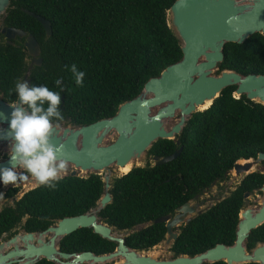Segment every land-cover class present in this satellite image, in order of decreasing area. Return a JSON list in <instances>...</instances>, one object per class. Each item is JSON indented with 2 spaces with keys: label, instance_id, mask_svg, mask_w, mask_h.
Masks as SVG:
<instances>
[{
  "label": "trees",
  "instance_id": "obj_1",
  "mask_svg": "<svg viewBox=\"0 0 264 264\" xmlns=\"http://www.w3.org/2000/svg\"><path fill=\"white\" fill-rule=\"evenodd\" d=\"M174 0H10L2 24L31 34L39 43L41 66L33 67L31 85L58 91L62 79L61 111L75 126L113 116L118 106L136 97L145 82L180 60V44L167 22ZM13 7V8H11ZM28 10L48 20L52 34L46 38L41 24ZM219 70L242 75H264V37L254 34L242 44L228 43ZM27 54L23 41L8 44L0 35V95L8 103L17 80L24 81ZM75 64L86 73L83 87L74 83L69 68ZM68 66V67H66ZM235 86L224 89L211 106L194 113L174 140H158L146 152L163 158L179 147L181 153L162 165L146 164L111 180V202L99 213L101 220L119 231H131L125 243L148 251L166 236L164 223L153 220L174 215L177 208L221 183L238 160L264 153V107L245 96L234 98ZM264 166V162L262 163ZM264 174L254 172L240 180L230 194L179 228L170 252L175 256L199 254L216 244L231 245L235 239L244 194H261ZM14 192V191H12ZM103 194L102 177L64 176L55 189L38 186L24 194L21 206L42 216V229L64 217L94 208ZM34 218V215L32 216ZM144 225L138 231L137 226ZM264 242V223L250 233L247 248ZM61 247L68 253L112 252L115 243L78 229L65 236ZM212 264H226L223 261ZM256 264V263H248Z\"/></svg>",
  "mask_w": 264,
  "mask_h": 264
},
{
  "label": "water",
  "instance_id": "obj_2",
  "mask_svg": "<svg viewBox=\"0 0 264 264\" xmlns=\"http://www.w3.org/2000/svg\"><path fill=\"white\" fill-rule=\"evenodd\" d=\"M9 8L10 0H0V35L10 45L14 40H24L23 46L29 58L24 81L30 85L32 68L42 63L40 45L31 34L3 26L2 19ZM22 11L41 24L46 38L51 36L48 20L28 10ZM167 22L180 44L182 56L179 61L167 66L159 76L148 79L141 92L133 99L121 103L111 117L83 126L73 125L68 118L55 122L51 142L61 148L57 153L58 158L68 163L69 171L64 176H101L103 194L96 206L88 212L57 220L54 225L39 233L37 243L41 245L31 249L35 259L26 264H32L40 256L55 264H212L220 261L226 264H264V242L257 243L252 249L247 248L250 233L264 223V184L259 189L261 197L258 206H244L239 212L233 243L216 244L193 256L171 254L170 257L161 258L155 247L164 242L170 249L179 235L177 229L180 226L187 225L216 204L201 209L203 202H196L200 195L195 196L193 203L189 201L177 208L174 215L163 216L150 223H164L167 232L165 239L148 251H138L127 246L125 238L131 231L116 230L99 217V213L112 200V169L139 161L158 140L175 139L179 145L176 138L191 116L204 111L199 108L207 102H210V107L224 89L235 86L234 98L245 96L247 100L264 107V75H242L232 70H219L226 44L240 45L254 34L264 37V0H174L167 11ZM10 104L0 98V135L9 130L12 112ZM112 137L114 139L107 143ZM0 147L9 150V141L0 139ZM181 150L182 147H179L169 156L151 158L153 165L174 160ZM263 162L264 153H258L255 159L238 160L225 176L232 174L234 178L243 176V179L254 173ZM10 166L9 158L0 161V168ZM33 183L34 180L30 178L25 184L31 187ZM38 186L35 183L34 187ZM28 190L25 188L22 193ZM249 196L250 193L244 194L245 202ZM78 229H91L93 234L115 243L114 250L101 255L90 251L61 252L58 248L60 240ZM48 234L51 235L50 241L45 245L43 240ZM33 235L28 234L27 237L32 239ZM150 253H156L157 257ZM0 264H8L7 257L1 254Z\"/></svg>",
  "mask_w": 264,
  "mask_h": 264
},
{
  "label": "clouds",
  "instance_id": "obj_3",
  "mask_svg": "<svg viewBox=\"0 0 264 264\" xmlns=\"http://www.w3.org/2000/svg\"><path fill=\"white\" fill-rule=\"evenodd\" d=\"M69 71L75 85L83 87L86 73L78 70L75 64ZM54 84L58 91L46 85L30 86L27 81L17 80L14 89L10 90V94L16 93V100L9 105L12 109L9 130L0 135V139L9 141L11 165L0 168V183L4 186L16 187L31 178L39 186L55 189L57 182L67 174V161L57 156L61 148L51 142L55 122L65 118L61 111L62 79H56ZM3 197L0 193V198Z\"/></svg>",
  "mask_w": 264,
  "mask_h": 264
},
{
  "label": "flooded vegetation",
  "instance_id": "obj_4",
  "mask_svg": "<svg viewBox=\"0 0 264 264\" xmlns=\"http://www.w3.org/2000/svg\"><path fill=\"white\" fill-rule=\"evenodd\" d=\"M0 98L2 99L1 95ZM4 150H6V148ZM8 151L9 150L7 149L6 152L0 153V161L6 160L8 158ZM19 170L17 171L19 172ZM1 186L4 187L2 183H0V187ZM8 186L10 187H7L5 190L0 189V193L4 195L3 198H0V246H2L0 254L4 257H7L8 264H26L28 261L35 259V254L33 251H31V249L35 247H40L41 245L37 243V239L39 238L38 234L43 232L50 226L54 225L56 221L53 224L42 229V216L40 214L35 213L33 214L34 218H32L33 215L26 211V208L24 206H21L20 204L24 194L30 191L28 190L27 192L22 193V191L26 188L27 185L25 183H20L16 187H13L11 185ZM34 188L36 187H33L32 189ZM207 190L208 189L204 190L203 193H205ZM179 228L177 229L178 233ZM28 234H35L33 235L34 238H28ZM50 236L51 235L48 234L44 237L43 242L45 245L49 244ZM60 242L58 245L59 250L63 253H68L63 250L60 245ZM32 264L55 263L40 256Z\"/></svg>",
  "mask_w": 264,
  "mask_h": 264
},
{
  "label": "rangeland",
  "instance_id": "obj_5",
  "mask_svg": "<svg viewBox=\"0 0 264 264\" xmlns=\"http://www.w3.org/2000/svg\"><path fill=\"white\" fill-rule=\"evenodd\" d=\"M29 62V59H27V63ZM65 124H63L62 126H64ZM114 139V137H112L111 139L107 140V143H110L112 140ZM6 148V147H5ZM4 147H0V153L1 152H6V150ZM146 164H153V161L148 158L145 155L142 156V158L139 160V166L140 167H144ZM21 171V170H19ZM69 171V168L67 170V172ZM115 169H112V178L114 177H118L120 176L118 171L114 172ZM263 172L264 173V166L261 164L259 165L254 172ZM243 176H239L237 178H234L232 174H230V176H228V178L221 182V183H215L213 187H210V189H208L205 193H203L202 195L199 196V199L196 202H203V205L201 207V209H206L207 207H210L211 205L217 203L218 201L224 199L225 197H227L230 192L236 187V185H238V182L240 181V179ZM27 185V184H26ZM7 187L10 186H4V187H0V189H6ZM34 187V185L30 186H26V190L28 189H32ZM28 188V189H27ZM260 194H253L251 196L248 197V199L245 202V207L248 206H253V207H257L258 206V199L260 198ZM193 203V201H192ZM144 225L141 226H137L134 230L132 231H138L141 228H143ZM156 248V247H155ZM155 251L159 252L160 257L161 258H167L170 257V255L172 254L170 252V249H168L165 245L164 242H162L161 244L158 245L157 249H155Z\"/></svg>",
  "mask_w": 264,
  "mask_h": 264
},
{
  "label": "bare ground",
  "instance_id": "obj_6",
  "mask_svg": "<svg viewBox=\"0 0 264 264\" xmlns=\"http://www.w3.org/2000/svg\"><path fill=\"white\" fill-rule=\"evenodd\" d=\"M209 105H210V102H207V103H205L203 106H201L200 108H199V110H205V109H207L208 107H209ZM173 122H171V123H169V124H172ZM170 126V125H169ZM134 166H139V161H134V162H130V163H128L125 167H123V168H119V169H115V171L114 172H117L118 171V173H119V175H124V174H127ZM35 181H34V183H33V185H35ZM260 200V199H259ZM259 200H258V202H259ZM158 247V246H157ZM157 247L155 248V249H157ZM151 255H153L154 257H157V254L156 253H150Z\"/></svg>",
  "mask_w": 264,
  "mask_h": 264
}]
</instances>
